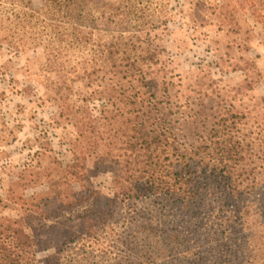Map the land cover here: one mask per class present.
<instances>
[{"label": "trees", "instance_id": "1", "mask_svg": "<svg viewBox=\"0 0 264 264\" xmlns=\"http://www.w3.org/2000/svg\"><path fill=\"white\" fill-rule=\"evenodd\" d=\"M95 1L5 0L0 11V48L42 46L50 72L93 84L109 65L116 79L82 122L84 142L115 182L107 210L92 198L23 199L17 216L0 220V264H41L37 248L53 223L72 232L51 264H264V110L243 104L264 68L248 36L226 43L213 67L228 79L217 78L202 98L206 111L196 112L176 90L181 61L152 47L182 0H120L136 31L98 41L85 30L96 26ZM199 51L184 53L183 64L203 69ZM200 115L205 138L187 146L183 123Z\"/></svg>", "mask_w": 264, "mask_h": 264}, {"label": "rangeland", "instance_id": "2", "mask_svg": "<svg viewBox=\"0 0 264 264\" xmlns=\"http://www.w3.org/2000/svg\"><path fill=\"white\" fill-rule=\"evenodd\" d=\"M5 5H8L5 0H0V11ZM92 9L96 26L85 30L96 41L136 31L120 0H96ZM240 36H248L251 54L259 58L264 68V0H182L169 27L154 31L152 47L170 52L181 61L177 72L182 78L176 88L180 100L189 101L196 112L206 111L204 95L216 85L217 78L223 82L228 79L224 73L214 74V63L224 56L226 43ZM39 42L34 39L33 43ZM3 48H0V220L17 216L22 211L23 199L32 203L42 196L59 195L60 200L73 203L92 198L96 208L107 210L105 197L115 182L95 161L94 149L84 142L82 122L97 115L106 101L110 85L116 81L110 74V66H104L97 82L88 84L73 80L70 74L47 70L42 46H25L27 50L20 53H9ZM201 48L209 61L203 69L190 68L188 58V65L183 64L184 53L193 50L200 54ZM130 83L119 85L128 88ZM256 102L264 110V79L256 91L245 97L243 104L251 107ZM186 112L190 113V109ZM203 122L200 115L188 124L183 123V143L198 145L205 138ZM74 154L80 157L79 161L73 158ZM53 224L55 231L45 235L37 248L41 264L52 263L56 247L72 232L66 226Z\"/></svg>", "mask_w": 264, "mask_h": 264}]
</instances>
